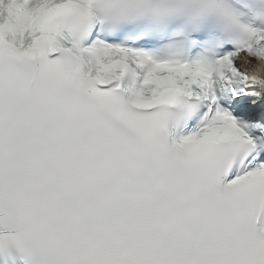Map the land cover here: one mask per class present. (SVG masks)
Returning a JSON list of instances; mask_svg holds the SVG:
<instances>
[{
  "label": "snow or ice",
  "instance_id": "6c2138e0",
  "mask_svg": "<svg viewBox=\"0 0 264 264\" xmlns=\"http://www.w3.org/2000/svg\"><path fill=\"white\" fill-rule=\"evenodd\" d=\"M65 2L0 0V264H264V0H100V30H38Z\"/></svg>",
  "mask_w": 264,
  "mask_h": 264
},
{
  "label": "clouds",
  "instance_id": "9594fccd",
  "mask_svg": "<svg viewBox=\"0 0 264 264\" xmlns=\"http://www.w3.org/2000/svg\"><path fill=\"white\" fill-rule=\"evenodd\" d=\"M81 264H90L89 258L87 257V255H84L82 257V262Z\"/></svg>",
  "mask_w": 264,
  "mask_h": 264
}]
</instances>
